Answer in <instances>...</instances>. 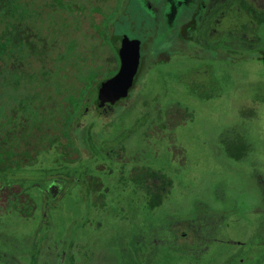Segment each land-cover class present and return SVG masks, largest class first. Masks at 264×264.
<instances>
[{"label": "rangeland", "instance_id": "1", "mask_svg": "<svg viewBox=\"0 0 264 264\" xmlns=\"http://www.w3.org/2000/svg\"><path fill=\"white\" fill-rule=\"evenodd\" d=\"M195 1L92 0L100 11L91 14L86 10L84 23H69L65 28L74 31L82 47L91 31L97 37L90 42L107 41L99 32L110 24L109 33L112 30L140 43L145 63L136 87L114 112L100 117L88 115L82 121L86 129L81 135L84 159L71 168L78 175H90L89 183L85 184L86 179L81 182L85 197L79 202L67 198L60 213H51L53 226L47 240L38 238L30 254L20 258L21 264H81L79 257L57 259L56 263L48 260L53 239L59 242L51 245L58 254L65 247L60 245L65 224L73 234L82 228L90 237L88 255L83 257L87 264L93 263L88 257L93 249L106 252L111 264H264V213L256 212L259 208L252 204L253 195L247 187L251 173L247 164L264 163V69L244 62L216 64L214 87L201 90L197 74L207 71L212 62L209 56L192 44L186 45L185 53L174 49L183 26L197 13ZM109 38L111 45L106 43L103 51L114 48ZM197 54L206 57L197 59ZM159 56L171 60L151 69ZM113 70L105 65L104 76ZM89 74L81 72L85 80ZM87 85L92 88L94 83ZM177 105L190 109L182 118L185 122L164 137L156 135L153 121L155 117L160 120L159 108ZM248 110L256 114L252 117ZM240 136L258 148L244 157L248 159V163L243 160L245 164L230 154L237 157L233 144ZM115 142L123 144L118 157L106 148ZM65 145L62 138L60 146L41 154L23 174L38 178L56 171L63 174L58 166L66 161L56 153L64 151ZM135 156L137 164L133 162ZM123 160L126 171L118 173V163ZM132 164L137 169L130 173ZM143 168L152 172L149 177L153 183H160L158 189L145 186L149 179ZM2 197L6 202V195ZM3 201L0 249L12 251L9 238L23 221L10 211L17 201L10 200L2 212ZM208 209L227 214L216 219L193 218L195 212L205 215ZM28 211L25 206L26 214ZM184 218L189 221L185 227L178 226L177 232L169 228ZM205 224L211 227L207 229Z\"/></svg>", "mask_w": 264, "mask_h": 264}, {"label": "trees", "instance_id": "2", "mask_svg": "<svg viewBox=\"0 0 264 264\" xmlns=\"http://www.w3.org/2000/svg\"><path fill=\"white\" fill-rule=\"evenodd\" d=\"M89 9L100 11L92 0H0V201L5 194L7 201L17 198L10 177L34 166L62 138L64 151L56 154L66 162L59 168L84 159L82 121L100 117V90L121 62L112 46L103 51L116 35L109 33L110 24L99 32L107 41L90 42L97 37L91 31L82 47L74 31L65 29L84 23ZM105 65L114 69L111 76H104ZM83 71L91 74L86 80ZM16 209L17 204L11 207Z\"/></svg>", "mask_w": 264, "mask_h": 264}, {"label": "flooded vegetation", "instance_id": "3", "mask_svg": "<svg viewBox=\"0 0 264 264\" xmlns=\"http://www.w3.org/2000/svg\"><path fill=\"white\" fill-rule=\"evenodd\" d=\"M195 7L197 13L183 26L184 28L180 31L178 39H176V48L174 49H176L178 53H185L187 51L186 45L192 44L193 46H197V49L202 51L203 54L209 56L208 59L212 62L209 63V67L206 68L207 71H205V73L203 71L202 74H197V83L202 85L201 90H211V87H214L216 80L214 76H216V71L218 70L216 64L222 66L226 64L236 65L244 62L257 65L259 68L264 69V0H196ZM205 57V55L196 56L197 59H204ZM170 60L171 57L159 56L153 62V66L151 65L150 67L153 69V67L161 66L163 63L169 62ZM144 63L145 60H142V47L140 45V67L137 76ZM117 73L118 72L112 77ZM135 87L136 80L134 88ZM121 102L114 106L112 112H114L115 108L120 105ZM248 111L252 114H256L253 110ZM188 114H190V109L180 105L170 109L159 108L157 116H159L160 120L155 117L153 121V127L155 129L153 128V132H155L156 135L160 133L163 137L164 134H170L171 129L179 127L182 122H185L184 120L182 121V118L188 116ZM253 116L254 114L252 117ZM157 137L162 139L161 136ZM237 141L238 142L233 144V148L236 147L235 154L237 157H234L232 153L230 154L236 162L240 163L244 160L248 163V159L245 158L249 155H253L258 148L256 145L255 147L253 145L251 146L249 144L250 142H248L250 140H247L245 137L240 136ZM123 143L125 144V142ZM121 145L123 144L115 142L113 146L106 148L108 151H113L114 155L118 157L119 152L123 150ZM137 160L135 156L133 161L134 164L138 163ZM124 161L126 160L118 163L116 169L118 173L126 171L127 167ZM72 165L73 164H70L69 166L72 167ZM247 165H249L251 170V173H248L247 176V187L251 195H253L254 201L252 204L259 208L256 212L264 213V169L260 168L261 166L264 167V163L258 161L257 165L249 163ZM71 167L70 169H61V171L64 172L63 174L57 171L54 172V174H52L54 178H52V175H47L46 177H39L40 180H37L39 178L35 175L23 174V171L19 175H12L10 177V179L13 180L12 182H14L13 186L18 188L15 194L17 198L14 200L17 201V209L14 212L17 214L20 221L23 222L21 225L22 227H19V230L9 238V240L12 241V244H10L12 251L6 249L3 251L0 249V264H21L20 258L30 254L31 250L37 245L36 242L38 238L44 237L47 240L46 236L50 234L51 227L53 226V223L50 222L52 218L51 213H60L63 210L64 201L67 200V198H73L79 202V200H82V197H85L84 186L91 181L90 175H88V173L78 175L72 172ZM83 167L84 166H82V168ZM136 169V166L132 164L128 170L131 173ZM143 170L150 180L149 176L152 175V172L149 171L148 168H143ZM73 175H77L78 177L73 178ZM49 176H51V178H49ZM84 179H86V182L84 186H82L81 182ZM149 180L146 179L147 184L145 186L158 189L160 183H153ZM7 199L6 196V202H3L5 204V209L2 212L7 208L6 203L9 201H7ZM25 206L26 210H29L28 214L25 212ZM216 209H208L209 211L207 210L205 215L195 212L193 218L197 217L200 219L206 217L207 220L211 217L216 219L227 214L226 211H218ZM26 219L27 221L28 219L31 220L25 223ZM76 222L80 224L83 223L79 220ZM188 222L189 221L184 218L179 220V222L177 221L175 225L170 224L169 228L173 227V231L177 232L176 229L178 226V229L183 228ZM81 227L83 226L81 225ZM205 227L209 229L211 224H205ZM63 230L64 236L60 239L62 242L60 245L64 244L65 247L61 254H58L52 249L51 245L54 244V246H57L59 242L53 239L51 245L49 244L50 247L48 246V260L56 263L57 259H66V257H72L74 259L79 257L81 264H87L83 257L84 254L85 256L88 255V249H90L89 243L91 241L90 237L87 236L82 228L78 234H73L70 230V226L67 228L65 224ZM188 230L191 231L190 228L187 229V231ZM184 235L185 233L181 234V236ZM1 236L3 235L0 234V237ZM192 236L196 235L193 233ZM105 253L104 251L93 249L91 255L88 257L90 261L92 260V264H111V259L107 258Z\"/></svg>", "mask_w": 264, "mask_h": 264}, {"label": "water", "instance_id": "4", "mask_svg": "<svg viewBox=\"0 0 264 264\" xmlns=\"http://www.w3.org/2000/svg\"><path fill=\"white\" fill-rule=\"evenodd\" d=\"M112 43L120 56L121 66L118 73L102 85L99 93V112H96L100 116L112 112L115 105L129 96L135 86L136 76L140 67L139 42L130 41L122 35H114L112 36ZM129 50L134 51V60H129L127 56Z\"/></svg>", "mask_w": 264, "mask_h": 264}, {"label": "snow or ice", "instance_id": "5", "mask_svg": "<svg viewBox=\"0 0 264 264\" xmlns=\"http://www.w3.org/2000/svg\"><path fill=\"white\" fill-rule=\"evenodd\" d=\"M127 56L129 58V60H134V57H135L134 51L129 50L127 53Z\"/></svg>", "mask_w": 264, "mask_h": 264}]
</instances>
